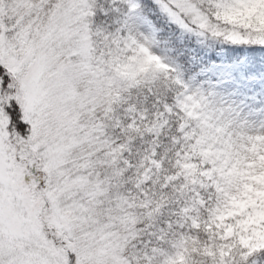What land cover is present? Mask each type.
Instances as JSON below:
<instances>
[{
	"label": "rangeland",
	"instance_id": "1",
	"mask_svg": "<svg viewBox=\"0 0 264 264\" xmlns=\"http://www.w3.org/2000/svg\"><path fill=\"white\" fill-rule=\"evenodd\" d=\"M141 1L99 0L96 23L93 0H0V264H218L231 260L232 239L264 264V63L201 50L190 71L172 37L212 19L232 40L264 41V0H148L155 17ZM136 85L153 110L115 102ZM10 100L24 134L7 128ZM107 113L119 133L177 113L193 161L133 196L161 173L156 141H143L131 186L132 163L104 148ZM186 173L210 194L189 190L176 218L168 205Z\"/></svg>",
	"mask_w": 264,
	"mask_h": 264
},
{
	"label": "trees",
	"instance_id": "2",
	"mask_svg": "<svg viewBox=\"0 0 264 264\" xmlns=\"http://www.w3.org/2000/svg\"><path fill=\"white\" fill-rule=\"evenodd\" d=\"M141 2V8L147 11L150 16L155 17L158 15L155 13L156 11L148 8L151 2L148 0H142ZM92 4L93 7L90 13V21L98 23L100 17L99 9L100 7H106V5L100 3L99 0H93ZM152 5L156 6V3L153 2ZM160 15L161 17L165 18L164 14ZM164 23L165 25L170 24L169 22ZM231 30L232 29L230 25L220 23L218 20L212 19H210V24L208 27L202 32L199 31L195 25H192L190 30H181L174 26L172 37L181 39L182 51L177 52L175 50L173 53L177 54L178 60L186 65V68L190 71L196 70V68L199 67V64H201L199 63L200 59H203L200 57L202 54L201 50L208 52V57H210V59H215L214 51L223 49L227 59H239L240 57H246L253 62L263 64L264 41H253L250 39L248 41L232 40L230 37H228ZM192 57H194V59ZM1 70L2 68L0 66V71ZM7 79L8 76L6 74L4 81L1 82L2 85L6 84L5 82ZM153 91L159 93L157 95L161 98H165L167 101L168 99H171V92L166 86L162 87L158 83H155L153 85ZM150 95L151 94H148V91L145 87L136 85L123 89V91H119L118 95L114 97V100L119 105L127 104L133 108L135 107L136 109L145 112L153 110L149 108L152 99ZM5 113L9 116L7 122L8 130L12 133L24 134L26 132L27 124L21 120L20 109L17 103H14V100H10L6 103ZM111 113L113 114V112ZM112 114H109L110 120L115 118L114 114ZM107 115L108 113L106 114V117L103 120L104 122L102 123L103 136H105L108 142L107 146L104 148L107 150L109 144V148H113L111 151L112 153H118L122 150L125 154V157H127L129 162L132 163V165L127 168V172L129 173L128 184H131V186L136 180L138 176V170L143 165L145 160V154L142 151L143 141L146 140V138H151L156 141V146H154V149L157 150V155L160 156L161 173L158 177L155 176L154 178L148 180L144 187L139 188L138 190L132 189L130 193L133 194V196L138 197L141 193H143V191H147L150 186L154 185L156 181L162 178V174L168 175L169 173H176L183 166L189 165L190 162L193 161V159L188 156L191 140L188 131L177 132V125L179 122L177 113L163 115L157 120L156 123H152L151 119H149L145 127H137L124 133L113 131L109 127L110 121L107 118ZM170 138H173L174 140L172 141ZM181 179V193L168 205L169 214H172V216L176 218L178 217L177 212L181 210L182 207H187L190 205V203L187 202L186 197L189 190L195 189L201 193L205 192L207 196L210 194L205 188L206 185L202 183L201 180L197 179L195 175L186 173ZM131 198L132 197L129 196L128 200L130 201ZM141 225V221H136L131 225L135 229L138 236H140V233H142ZM187 230L189 232L194 231L201 235L198 230H192L189 229V227H187ZM231 243H233L231 250V260L228 261L226 259H222L218 264H250L251 259L255 255H246L243 250L237 249L238 244L235 242V239H232ZM195 264L200 263L197 262Z\"/></svg>",
	"mask_w": 264,
	"mask_h": 264
}]
</instances>
